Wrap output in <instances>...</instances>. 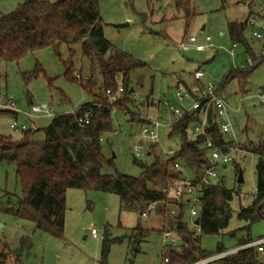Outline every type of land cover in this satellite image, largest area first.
I'll return each mask as SVG.
<instances>
[{"label": "rangeland", "instance_id": "rangeland-1", "mask_svg": "<svg viewBox=\"0 0 264 264\" xmlns=\"http://www.w3.org/2000/svg\"><path fill=\"white\" fill-rule=\"evenodd\" d=\"M26 1L30 0H0V17ZM186 3L191 7L188 11ZM263 7L259 0H100L106 39L117 49L146 63L130 76L138 106H130L128 112L113 109V131L102 137L103 153L106 158H113L119 172L138 176L141 168L136 160L148 164L156 160L155 155H148L152 143L141 134L146 123L132 122V114L163 124L155 142L161 161L180 146V137L169 136L171 127L167 124L175 119L173 113L162 104L158 107L143 105L146 96L152 91V98L162 103L167 101L172 107L190 105L192 99L187 97L181 101L177 91L193 87L196 70H204V83L220 84L231 70L249 67L245 45L238 42V46L233 47L228 24L245 21L250 15L259 14ZM192 11L195 15L188 24L186 16ZM245 35L252 44L249 27ZM191 36L204 44L210 36L218 48L198 52L189 42ZM254 46L257 45L253 43L252 48ZM71 48L72 52L67 45H61L58 50L47 47L13 62L0 57V108H4L0 111V135L21 140L23 132L11 128L15 122L35 130L49 125L54 116L33 115L31 119L26 116L31 110V101L52 104L56 114H63L72 113L93 100L80 83L65 77L66 62L73 65L74 75L83 79L93 72L95 92L102 88L100 65L92 64L91 58L84 54L81 41ZM222 94L229 105L233 127L225 138L233 140L235 136L239 144L231 152L232 161L220 164L217 171L224 185L239 194L231 203L233 216L228 228L220 235L201 237V248L213 256L217 255L220 245L234 249L249 234L253 239L264 236V219L254 223L248 232L247 222L238 215L240 207L251 205L256 194L257 155L252 148L264 138V61L250 71H240L227 82ZM9 100L14 101V109L2 106ZM192 130L193 127H189V135ZM44 139L43 131L36 132L33 138ZM137 145H143L141 157L136 156ZM237 164L243 170V182H238ZM184 176L194 178L188 170H184ZM22 197L23 188L15 163L0 162V253L6 246L5 264H166L165 258L173 250L164 242L163 231L168 224L160 206L145 217L122 208L117 194L69 189L65 229L63 235L57 237L37 229L34 216L27 209L18 213L7 210L11 205L16 206ZM189 228L196 231L192 224ZM93 229L97 230V236L92 234ZM175 237L179 241L176 234ZM106 241L109 250L104 257Z\"/></svg>", "mask_w": 264, "mask_h": 264}, {"label": "trees", "instance_id": "trees-1", "mask_svg": "<svg viewBox=\"0 0 264 264\" xmlns=\"http://www.w3.org/2000/svg\"><path fill=\"white\" fill-rule=\"evenodd\" d=\"M259 1L264 5V0ZM185 6L186 9H191L190 4L186 3ZM193 15L194 12L187 14L188 24ZM103 27L100 0H30L0 17V57L3 60L19 61L30 52L47 47L58 50L61 45L69 46L72 52L71 46L81 41L84 54L91 58L92 64L96 62L100 65L102 75V88L95 92L93 72L87 79H83L80 75H74L73 65L66 62L65 77L80 83L93 96V100L72 113H55L49 125L44 128H26L22 131L21 140L0 135V162L15 163L23 188V197L16 206L11 205L7 210L18 213L27 209L34 216L37 229L61 237L65 229L69 189L117 194L122 208L141 215L150 204L159 203L160 211L168 224L165 230L174 228L181 241L180 249L171 250L170 255L165 258L168 259L166 264H192L212 257L201 248V237L205 234L220 235L228 228L233 216L231 203L239 194L238 191L226 187L221 176L217 183L202 186L198 215L201 234L196 235L189 228V224H192L189 204L164 193L163 188L181 183L184 180V170L198 179L204 173V168L219 166L211 159L209 148L204 147L208 139L224 151H230L239 143L225 138L218 117L212 112L208 115L207 133L193 139L189 135L190 123L197 121L200 116L198 111L189 112L170 126L169 136L181 139L180 146L173 155L161 161L157 146L153 143L148 155H155L156 160L150 164L136 160L141 168L140 175L119 172L113 158H106L103 153L102 137L113 131V109L128 112L130 106H138L134 97L135 89L130 85V76L134 70L145 67L146 63L114 47L106 39ZM247 27V20L229 22L228 31L234 42L244 44L246 52L251 53L252 48L245 35ZM263 61L264 58H255L254 64L249 67L231 70L224 81L218 84V90L222 92L227 82L238 76L240 71H250ZM39 71L34 72V77ZM121 85L123 92L118 93ZM108 90L114 94V98L107 93ZM151 95L152 91L144 99L143 105L152 106ZM3 110L4 108H0V111ZM86 113L90 114V121L81 126ZM130 120L149 122L136 114H132ZM39 131L45 133V139L33 140L35 133ZM252 152L257 155L256 194L252 204L241 206L238 213L239 218L247 222L245 229L248 232L254 223L264 219V138L259 139ZM236 169L238 175L241 166L237 164ZM171 208L177 210L173 218L168 216ZM255 240L249 234L240 241L239 246ZM261 246L262 244L242 248L217 261L219 264H264L259 251ZM6 250L5 246L3 253H0V264H5ZM108 250L106 241L104 257ZM226 250L220 245L217 254Z\"/></svg>", "mask_w": 264, "mask_h": 264}, {"label": "built area", "instance_id": "built-area-1", "mask_svg": "<svg viewBox=\"0 0 264 264\" xmlns=\"http://www.w3.org/2000/svg\"><path fill=\"white\" fill-rule=\"evenodd\" d=\"M247 26L251 29V38L250 43H254L257 46L252 48V52L248 53V62L250 65L254 64V59L264 58V7L257 15H250L247 19ZM190 44H193L195 50L197 51H205L206 49H217V45L212 42V38L210 36L206 37V43H199L198 39L195 36H191L189 39ZM238 42L233 43V47H237ZM232 54H234L232 52ZM204 70H197L194 72L193 77L195 79V83L191 88L179 89L177 91L178 98L182 101L184 98L189 97L192 99V103L189 106H181V107H172L169 105L167 101L164 103L161 100L156 98H152L151 105L152 107H157L159 105H164L168 107L170 111L175 116V119L168 123L167 125H172L175 120L180 119L184 116L185 113L198 111L200 118L197 121H193L190 123V127H193L191 137L196 139L201 135H205L207 133L208 127V115L212 112L216 114L218 117V123L220 129L223 134L231 133L233 131V127L230 121L229 115V105L222 94L221 91L218 90V84L213 82L203 83L202 80L205 77ZM123 92V86H119L118 93ZM107 93L114 98V94L108 90ZM262 100L264 101V96H262ZM2 106L14 109L15 103L12 100H9ZM55 107L52 104H48L43 102L41 104L31 105L30 112L26 113L28 118L33 115H41V116H53L55 114ZM90 121V114L86 113L84 119L81 121L80 125L84 126L88 124ZM149 122L144 124L141 130L142 137L148 140L150 143H155L159 137V129L163 126V124L158 120H148ZM11 128L16 131H23L26 129L25 125L18 126V123L11 124ZM236 137L234 136L235 140ZM236 141V140H235ZM204 147L209 148V154L212 160H214L218 165L227 164L232 161L231 152L236 149V147H232L230 151H224L221 147L214 146L213 142L208 139L204 143ZM143 149V145H137L135 147L136 156L141 157L143 153L141 150ZM175 151H171L170 154L173 155ZM176 167H179L176 164ZM219 180V173L217 168H204V173L198 178L190 179L189 177L184 176V180L181 183L172 184L168 187L163 188V192L167 193L175 198H177L180 202H187L189 204V217L192 221L194 227H196V235L201 234V226L200 222L198 225L195 224L196 219H200L199 215V206L201 203V191L203 185L215 184ZM159 206V203H152L147 208V210L142 214L143 216H147L151 210L156 209ZM177 213V210L171 208L168 216L173 218ZM92 234L97 236V230L93 229ZM176 230L174 228H168L163 232L164 242L166 247L173 249H180L181 241L176 239L175 237ZM264 243V238L260 240H256L254 242L248 243L242 248L254 247L259 244ZM238 250L227 251L225 253H221L198 262L192 264H203L210 261L219 260L227 255L233 254ZM165 262H168V259H165Z\"/></svg>", "mask_w": 264, "mask_h": 264}, {"label": "crops", "instance_id": "crops-1", "mask_svg": "<svg viewBox=\"0 0 264 264\" xmlns=\"http://www.w3.org/2000/svg\"><path fill=\"white\" fill-rule=\"evenodd\" d=\"M248 19V18H247ZM246 19V20H247ZM245 20V21H246ZM236 48V47H235ZM195 49V48H194ZM197 51V50H196ZM199 52V51H198ZM232 52L234 53V50H232ZM199 70V69H198ZM197 71V70H196ZM194 83H195V79H194ZM186 88H189V87H186ZM31 104H32V101H31ZM186 106H189V105H186ZM158 107V106H157ZM171 122V121H170ZM98 234V233H97ZM262 238H264V236L263 237H259L258 239H256V240H260V239H262ZM255 240V241H256ZM243 246H245V245H243ZM243 246H238V247H236V248H234V249H227L226 251H224V252H222V253H225V252H227V251H232V250H240V249H242V247ZM262 246H264V243H262ZM259 251H260V255H261V258H262V260L264 261V248H259ZM221 254V253H220ZM218 255V254H217ZM217 261V260H216Z\"/></svg>", "mask_w": 264, "mask_h": 264}, {"label": "water", "instance_id": "water-1", "mask_svg": "<svg viewBox=\"0 0 264 264\" xmlns=\"http://www.w3.org/2000/svg\"><path fill=\"white\" fill-rule=\"evenodd\" d=\"M203 29H205V26L203 27ZM244 181V177H243V170L240 169V172L238 174V182H243ZM200 222V219H196L195 220V224L198 225Z\"/></svg>", "mask_w": 264, "mask_h": 264}]
</instances>
